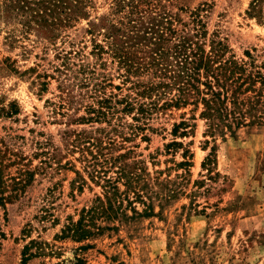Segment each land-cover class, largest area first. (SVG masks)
I'll use <instances>...</instances> for the list:
<instances>
[{
  "label": "rangeland",
  "instance_id": "obj_1",
  "mask_svg": "<svg viewBox=\"0 0 264 264\" xmlns=\"http://www.w3.org/2000/svg\"><path fill=\"white\" fill-rule=\"evenodd\" d=\"M13 1L7 10L0 0V195L14 180L32 181L0 204V264H21L32 239L43 250L25 264H70L76 255L82 264H264V122L232 135L210 129L193 98L176 104V88L139 96L134 83L165 79L128 73L110 49L117 42L133 67L143 65L150 25L172 16L181 31L201 9L227 56L245 60L247 50L260 64L264 0L261 19L247 13L252 0H80L77 16L76 0ZM94 84L116 112L73 120L98 95ZM125 101L145 111H125ZM123 164L137 176L131 184ZM107 196L113 212L93 216L103 230L81 242L57 236L98 197L108 206Z\"/></svg>",
  "mask_w": 264,
  "mask_h": 264
},
{
  "label": "trees",
  "instance_id": "obj_2",
  "mask_svg": "<svg viewBox=\"0 0 264 264\" xmlns=\"http://www.w3.org/2000/svg\"><path fill=\"white\" fill-rule=\"evenodd\" d=\"M77 5H73V16L85 14L82 10L81 3L83 1L76 0ZM263 0H252L250 2L248 15L261 19L262 11L260 4ZM7 10L15 6L13 0H5ZM133 5V1L131 3ZM79 6V7H78ZM84 7V6H83ZM80 8V9H79ZM13 9V8H11ZM201 9H197L191 13V21L183 24L181 31L175 30L172 27V16L163 18L161 23H153L149 26L152 29L150 32L153 36L151 42L149 60L143 65L136 68L130 63L128 55L117 42L110 44V49L113 51L112 56L117 57L118 61L124 64L128 73L138 72L144 69L146 73L153 74L152 76L161 77L165 82H160L159 85L154 86V83L139 84L143 85L137 94L143 96L150 94V92L157 87L162 88H176L178 91L176 104L186 102L190 97L195 103H202L203 110L200 115L208 120L209 128L215 129L217 126L224 127L233 135L235 128L242 125L261 124L264 122V62L258 64L254 56L245 51L247 59H237L234 55L227 56L229 52L228 45L218 37L216 32L209 33L206 24L200 15ZM45 25H48L46 19H43ZM42 21V20H41ZM52 24H54L52 22ZM52 26V25H51ZM50 26V31L54 32L53 27ZM160 28L158 29V27ZM140 37V36H139ZM173 38V39H171ZM171 42L169 47H165L168 41ZM65 66V64H64ZM140 67V68H139ZM132 70V71H131ZM94 92H97L94 100L84 105V115H79L73 120L84 123L87 121H101L106 120L114 114L116 107L112 105L111 99L100 95L102 86L94 84ZM70 100L69 105H73V94H68ZM138 108L141 114L145 111L143 105L138 103L134 107L133 102L125 101L123 110L131 111ZM122 110V111H123ZM137 120V118L135 119ZM178 125L174 126L173 134H177ZM211 131V130H210ZM182 134H185L184 132ZM95 144L97 148L99 139L96 138ZM175 144V143H174ZM125 157L120 154L117 158ZM115 158V159H117ZM185 162V163H184ZM182 162L186 164V161ZM121 164V163H120ZM134 168V166H132ZM29 172H26L28 174ZM132 171L127 169V164L120 166V177L125 178L127 184L135 177L130 175ZM32 181V175H28L26 179L14 180V186L11 193L3 195L6 190L5 187L1 189L0 204L3 205L6 199H12L15 195L13 190L23 191L25 187ZM16 185H19V187ZM115 190V187H113ZM108 198V206L98 197L97 206H92L88 209H82L78 220L73 221L69 219L68 223L64 225L61 234L57 235L60 238H71L73 241L81 242L95 234V231L103 230L105 227L95 225L93 216L99 214L101 216H110L113 212L110 196ZM86 220L89 223H85ZM91 224V225H90ZM95 230V231H94ZM38 242L31 240L24 245L22 250L21 264H25L28 259L36 256L41 250L37 247ZM88 245H81L80 250L85 249ZM35 248V251H33ZM83 258L79 255L74 257V261L70 264H82ZM53 264H64L57 262Z\"/></svg>",
  "mask_w": 264,
  "mask_h": 264
}]
</instances>
